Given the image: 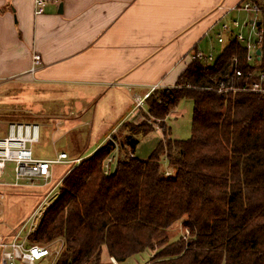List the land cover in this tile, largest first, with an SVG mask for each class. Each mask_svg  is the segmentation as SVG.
Segmentation results:
<instances>
[{"label":"trees","instance_id":"1","mask_svg":"<svg viewBox=\"0 0 264 264\" xmlns=\"http://www.w3.org/2000/svg\"><path fill=\"white\" fill-rule=\"evenodd\" d=\"M262 52L264 72V35ZM235 68L256 71L247 50L227 41L213 64L192 60L173 88L153 91L145 101L153 124L124 123V137L116 132L46 188L60 183L30 243L59 242L53 264H112L104 254L121 264L146 251L153 252L149 264H264V95L243 92L246 80ZM221 82L239 91L219 93ZM183 99L194 104L192 137L167 138L163 125L155 152L137 158L141 139ZM115 153L116 169L107 173ZM180 221L189 234L174 241L171 229Z\"/></svg>","mask_w":264,"mask_h":264},{"label":"crops","instance_id":"2","mask_svg":"<svg viewBox=\"0 0 264 264\" xmlns=\"http://www.w3.org/2000/svg\"><path fill=\"white\" fill-rule=\"evenodd\" d=\"M58 1L35 16V0H0V87L64 93L66 113L36 112L45 135L76 131L106 142L143 111L137 98L176 85L221 24L242 16L234 10L245 0Z\"/></svg>","mask_w":264,"mask_h":264},{"label":"rangeland","instance_id":"3","mask_svg":"<svg viewBox=\"0 0 264 264\" xmlns=\"http://www.w3.org/2000/svg\"><path fill=\"white\" fill-rule=\"evenodd\" d=\"M258 4L264 8V0H260ZM254 18L255 15L245 13L240 17L241 28L239 31L240 33H243L246 41H248L247 37L252 28L250 24ZM246 23L248 24L247 27H245ZM210 37H212V40H208V43H204L203 51L206 54L209 52L212 53L216 61V59L222 54L224 45L218 43L216 31ZM21 87L24 86L19 83L0 87V102L5 96L8 98L5 104L0 103V137L7 134L8 125L11 123H37L39 126L40 124L43 125L42 120L40 117H37L38 115L36 112L55 110L62 115L61 113H66L67 108L70 107L66 102L65 94L56 91V89H51V92L55 95V98L51 99L47 93L44 94L39 92V86L26 87L24 91H21ZM13 95H15V98H12ZM43 98H46V100ZM193 112V102L190 99L181 100L164 123L159 122L157 123L158 125H153L156 130L141 139L137 146L135 156L141 160H147L155 152L158 145L165 137L163 130H161L163 125L170 130L167 138L179 141L189 140L192 137L193 132ZM10 115L26 117L33 116L38 118V122L17 120ZM132 122L143 124H151L153 122V119L150 118L148 113L147 105H144L143 111L138 112ZM82 127L84 128V126ZM45 129L47 132L49 127ZM124 130L123 126L120 125L116 131V135L118 137H124ZM40 131V141L33 146V150L35 156L41 158H55L57 153H65V151L69 153L71 158L76 156L87 158L89 153L93 152V150L105 142L103 139L89 137L84 133L78 134L76 131L72 132L68 137H58L54 135L46 136L42 126H40ZM116 153L111 157V160L113 161V164H111V171H114L117 166L116 161L118 154ZM161 164L165 171H169V164L165 157L161 159ZM70 167L71 165L66 164L55 165L53 168L54 177L52 184L54 179L56 181L60 179ZM14 180V164L9 163L6 166L5 174L1 181L5 183H13ZM21 183L26 186L21 188L0 187V238H6L14 232L15 233L10 236V238L15 237L18 234H20L21 237H26L29 232H23L21 228L27 223L29 218L33 216L35 213L34 211L40 207L42 199L45 197L47 189L44 186V182H36L34 185H29L24 181ZM59 187L60 185L54 191L53 195H59ZM54 201L49 206H46V209H48ZM186 231L188 230L183 228L182 221L176 223L171 229L172 240L176 241L181 237L185 238L187 236ZM55 245L53 248H60L59 242L55 243ZM152 257L153 252L146 251L121 264H149ZM102 258L105 262L110 263L109 258L105 254Z\"/></svg>","mask_w":264,"mask_h":264},{"label":"built area","instance_id":"4","mask_svg":"<svg viewBox=\"0 0 264 264\" xmlns=\"http://www.w3.org/2000/svg\"><path fill=\"white\" fill-rule=\"evenodd\" d=\"M53 1L59 5L58 0H35L34 15H43L46 11L47 5ZM234 11L238 14H253L255 18L251 31L248 34V41H246L243 33H240L241 23L240 17L226 21L221 24L220 32L217 35L219 44L224 45L227 41H237L242 47L247 50V64L250 68H256L255 72H248L243 74L240 70L235 68V75L237 77L245 78V86L242 88L243 92H250L264 95V72L262 71V44L264 31L261 29L262 16L264 15V8L252 0H246L236 7ZM256 23H260L256 26ZM247 23L245 27H247ZM255 37V38H254ZM260 51V54H257ZM34 63L40 61V56L35 54ZM192 60L213 64L215 57L212 53L195 52L192 55ZM233 63L238 64L237 58H233ZM218 92H235L239 91L236 88H225L224 83L221 82ZM157 89L153 88L152 92ZM148 93L143 98H137L135 102V109L141 110L145 105V101L149 98L151 93ZM40 126L32 123H11L8 125L7 134L0 137V187L1 188H21V182H27L29 185H34L36 182H44L45 188L52 186L54 177L53 168L55 165L66 164L71 165V170L79 166L82 162L81 158H70L68 153H61L56 159H40L35 156L33 146L40 141ZM9 163L14 164V182L5 183L1 179L5 174L6 166ZM113 163L111 158L106 162L105 170L110 171V166ZM60 183L56 184L46 193L42 199L40 207L34 211L35 213L27 223H25L21 230L29 232L26 237H21L20 234L15 237L0 238V264H39L41 262H55L59 257L63 247L58 249L54 246L32 245L29 241V236L35 232L43 217L46 206H49L57 195H53L54 191ZM1 195V194H0ZM52 197V198H51ZM2 198V197H1ZM188 235L189 232L186 231ZM112 264H119L115 258L110 259Z\"/></svg>","mask_w":264,"mask_h":264},{"label":"water","instance_id":"5","mask_svg":"<svg viewBox=\"0 0 264 264\" xmlns=\"http://www.w3.org/2000/svg\"><path fill=\"white\" fill-rule=\"evenodd\" d=\"M59 12H62V5L60 7V11ZM254 22L251 21V24H253ZM260 23H256V26H259ZM257 54L259 55L260 54V51H257Z\"/></svg>","mask_w":264,"mask_h":264}]
</instances>
